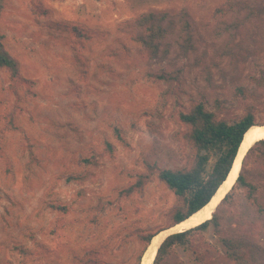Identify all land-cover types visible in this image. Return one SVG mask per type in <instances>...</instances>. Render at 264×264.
I'll return each mask as SVG.
<instances>
[{
    "label": "rangeland",
    "instance_id": "rangeland-1",
    "mask_svg": "<svg viewBox=\"0 0 264 264\" xmlns=\"http://www.w3.org/2000/svg\"><path fill=\"white\" fill-rule=\"evenodd\" d=\"M3 5L0 33L20 73L0 71V264H138L139 235L172 227L177 200L156 177L124 191L149 164L190 166L180 114L204 101L240 118L244 88L264 126V0ZM260 159L244 172L264 209ZM230 201L217 208L219 230L193 234L162 264H232L222 238L264 264V212L247 188Z\"/></svg>",
    "mask_w": 264,
    "mask_h": 264
},
{
    "label": "trees",
    "instance_id": "trees-1",
    "mask_svg": "<svg viewBox=\"0 0 264 264\" xmlns=\"http://www.w3.org/2000/svg\"><path fill=\"white\" fill-rule=\"evenodd\" d=\"M3 8V0H0V13ZM4 42L5 36L0 33V71L4 70L11 75L12 79H15L20 73V62L9 53ZM158 78L165 82H172L177 76L170 77V75L162 73ZM236 97L243 103L244 112L243 116L237 119L219 117L217 113L207 108L204 101L194 103L189 112L181 113L180 122L188 128L186 137L195 151L190 166L169 169L149 164L147 165L148 173L139 175L137 182L125 189L126 195L130 196L137 191L142 192L144 187L154 181L156 177L176 196L177 202L170 214L171 225H176L202 210L226 180L245 133L250 127L257 124L256 107L247 101L252 98V95L247 93L244 88H238ZM119 133V130H116L118 137H120ZM260 158L264 160V140L257 142L249 151L236 185L221 205L231 203L230 199L234 196L237 188H247L249 200L257 205L259 211L264 212L256 196L258 187L255 182L249 180L244 172L247 162H256ZM86 162L90 161L86 160ZM71 178L79 180V176ZM64 210L67 212L66 208ZM212 227H215L216 230L221 228L220 216L217 211L211 219L197 227L169 236L159 248L154 264H162L174 253L175 248L189 249L192 245L193 234L208 232ZM152 237L153 235L150 234L139 235V240L147 246ZM221 243L225 247L227 259L232 264H256L255 259L246 251L243 243L230 238H222ZM142 256H139L138 264Z\"/></svg>",
    "mask_w": 264,
    "mask_h": 264
},
{
    "label": "bare ground",
    "instance_id": "bare-ground-1",
    "mask_svg": "<svg viewBox=\"0 0 264 264\" xmlns=\"http://www.w3.org/2000/svg\"><path fill=\"white\" fill-rule=\"evenodd\" d=\"M261 140H264V126H260V125L256 124L245 135V139H244L243 145L241 147L240 154H239V156L235 162L234 169H233L228 181L222 186L218 195L216 197H214L208 205H206L198 213L191 216L187 221L180 224L182 229H184L188 226H190V227L198 226L200 223L211 219L212 214H213V209L215 208L217 202L220 200L221 197L224 196L226 191H228L230 189V187H232L233 181L236 179L237 174L241 169V161H242L243 153L247 149H249V147H253L252 145H255L257 142H259ZM161 238L162 237L160 235H158L157 237L154 238L153 241L155 243L158 241L160 242ZM154 254H155V249H154ZM154 257L155 256L150 258L148 260V262L145 260L146 264H153Z\"/></svg>",
    "mask_w": 264,
    "mask_h": 264
},
{
    "label": "water",
    "instance_id": "water-1",
    "mask_svg": "<svg viewBox=\"0 0 264 264\" xmlns=\"http://www.w3.org/2000/svg\"><path fill=\"white\" fill-rule=\"evenodd\" d=\"M252 127H253V126H252ZM252 127H250V128L247 130V132L250 131V129H252ZM247 132L245 133V135L247 134ZM245 135H244V137H243L242 143H241V145H240L239 151H238L237 156H236V158H235V160H234V163H233V165H232V168H231V170H230V172H229V174H228L226 180L222 183V185L220 186V188L218 189V191L216 192V194L214 195V197H216V196L218 195V193H219L220 189L222 188V186L228 181V179H229V177H230V175H231V173H232V171H233V169H234L235 162H236V160H237V158H238V156H239V154H240L241 147H242L243 142H244V139H245ZM252 146H254V145H252ZM251 148H252V147H249V149H247V150L243 153V157H242V161H241V169H240V171L238 172L236 179L233 181V185H232V187H230V189H229L228 191H226V193L224 194V196L221 197L220 200L217 202L215 208L213 209V214L217 211V208L221 205V203L223 202V200L227 197V195L233 190L234 186L236 185V183H237V181H238V178H239V176H240V174H241V172H242V169H243V167H244V161H245V158L247 157V155H248L249 151L251 150ZM214 197H213V198H214ZM213 198H212V199H213ZM212 199H211V201H212ZM211 201H210V202H211ZM210 202H209V203H210ZM209 203H208V204H209ZM208 204H207V205H208ZM204 207H205V206H204ZM204 207H203V208H204ZM213 214H212V217H213ZM212 217H211V218H212ZM189 218H190V217H189ZM189 218H188V219H189ZM188 219H186V220H184V221H182V222H180V223H178V224H176V225H173V226L170 227L169 229L164 230V231H161V232H159L158 234H156L155 236H153L151 242L149 243L148 247L146 248V250H145V252H144V254H143L142 258H141L140 264H146V261L148 262V260H149L150 258H152L153 256H155V257H154V260H155L159 248L161 247V245L163 244V242H164L169 236H171V235H173V234H176V233L184 232V231H187V230H189V229H193V228L197 227V226H195V227H190V226H188V227L182 229L180 224H182L183 222L187 221ZM204 222H206V221H204ZM204 222H202V223H204ZM202 223H200V224H202ZM200 224H199V225H200ZM158 235H160L162 238H161L160 242L158 241V242L155 243L153 240H154V238L157 237ZM154 249H155V254H154ZM145 260H146V261H145ZM154 260H153V264H154Z\"/></svg>",
    "mask_w": 264,
    "mask_h": 264
}]
</instances>
